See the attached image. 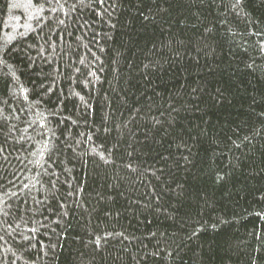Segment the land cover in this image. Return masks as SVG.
Instances as JSON below:
<instances>
[{
  "label": "trees",
  "instance_id": "obj_1",
  "mask_svg": "<svg viewBox=\"0 0 264 264\" xmlns=\"http://www.w3.org/2000/svg\"><path fill=\"white\" fill-rule=\"evenodd\" d=\"M253 262L264 0H0V264Z\"/></svg>",
  "mask_w": 264,
  "mask_h": 264
},
{
  "label": "snow or ice",
  "instance_id": "obj_2",
  "mask_svg": "<svg viewBox=\"0 0 264 264\" xmlns=\"http://www.w3.org/2000/svg\"><path fill=\"white\" fill-rule=\"evenodd\" d=\"M55 2L57 3V4H60L61 3V0H55ZM78 2L79 3H83L84 2V0H78ZM98 2L100 3V4H103L104 3V0H98ZM237 2H239V0H237ZM63 6V5H62ZM73 11H75V6H73V9H72ZM61 23H63V21H60ZM33 231H35L34 229H33ZM253 264H255V262H253Z\"/></svg>",
  "mask_w": 264,
  "mask_h": 264
}]
</instances>
